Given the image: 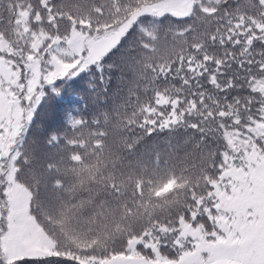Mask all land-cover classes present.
<instances>
[{
    "label": "snow or ice",
    "instance_id": "1",
    "mask_svg": "<svg viewBox=\"0 0 264 264\" xmlns=\"http://www.w3.org/2000/svg\"><path fill=\"white\" fill-rule=\"evenodd\" d=\"M0 264H264V0H0Z\"/></svg>",
    "mask_w": 264,
    "mask_h": 264
},
{
    "label": "trees",
    "instance_id": "2",
    "mask_svg": "<svg viewBox=\"0 0 264 264\" xmlns=\"http://www.w3.org/2000/svg\"><path fill=\"white\" fill-rule=\"evenodd\" d=\"M66 86H68V85H66ZM68 87H69V93L72 95L73 100H81V104L77 105L76 103L73 102V103H71V105H69L67 98L65 99V101H62V103L65 104V106L70 107L72 110L80 111L82 109V105L84 103L82 97H84L85 93L83 91H80L78 93H73L72 88L70 86H68ZM78 87L80 89L87 88L88 87L87 81L81 82L78 85ZM164 135H166V133H161L160 134L161 138H163Z\"/></svg>",
    "mask_w": 264,
    "mask_h": 264
}]
</instances>
